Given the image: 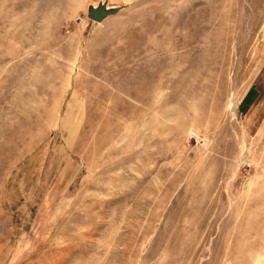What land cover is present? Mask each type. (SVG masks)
I'll use <instances>...</instances> for the list:
<instances>
[{"label": "rangeland", "instance_id": "374dc122", "mask_svg": "<svg viewBox=\"0 0 264 264\" xmlns=\"http://www.w3.org/2000/svg\"><path fill=\"white\" fill-rule=\"evenodd\" d=\"M0 264H264V0H0Z\"/></svg>", "mask_w": 264, "mask_h": 264}, {"label": "water", "instance_id": "95a60500", "mask_svg": "<svg viewBox=\"0 0 264 264\" xmlns=\"http://www.w3.org/2000/svg\"><path fill=\"white\" fill-rule=\"evenodd\" d=\"M124 7H110L107 2H101L88 9V18L96 23L103 22L106 18L118 14Z\"/></svg>", "mask_w": 264, "mask_h": 264}]
</instances>
